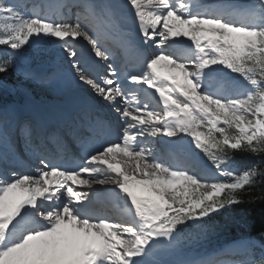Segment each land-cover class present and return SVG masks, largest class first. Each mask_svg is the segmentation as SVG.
I'll return each mask as SVG.
<instances>
[{
  "label": "snow or ice",
  "instance_id": "6c2138e0",
  "mask_svg": "<svg viewBox=\"0 0 264 264\" xmlns=\"http://www.w3.org/2000/svg\"><path fill=\"white\" fill-rule=\"evenodd\" d=\"M126 4L141 43L158 51L146 55L124 32L115 41L126 57L124 69L109 64L98 80L82 66L72 42L82 38L99 60L114 58L100 35L104 27L120 30L118 5L78 4L83 12L73 21L51 8L25 15L0 0V46L11 50L0 59V74L8 73L25 45L58 42L72 80L123 121L111 142L101 119L88 121L87 137L69 126L86 153L75 168L53 163L55 154L68 151L61 134H46L54 154L41 130L18 124L34 172L0 175V264H236L223 258L235 247L171 262L156 257L198 240L234 206L264 201V0ZM14 119V110L0 111V161L9 158ZM157 137L184 152L190 137L187 143L206 163L157 154L150 147ZM237 155L259 160L241 169ZM11 162L21 163L15 155ZM94 185L114 186L102 190L122 202L115 218L93 215ZM255 247L251 240L239 245L248 253ZM259 247L260 259L252 255L239 264H264V233Z\"/></svg>",
  "mask_w": 264,
  "mask_h": 264
},
{
  "label": "trees",
  "instance_id": "16d2710c",
  "mask_svg": "<svg viewBox=\"0 0 264 264\" xmlns=\"http://www.w3.org/2000/svg\"><path fill=\"white\" fill-rule=\"evenodd\" d=\"M243 209L241 213L244 215H237L238 218H245L247 223L251 225V231L261 233L264 232V201H257L255 203H243Z\"/></svg>",
  "mask_w": 264,
  "mask_h": 264
},
{
  "label": "bare ground",
  "instance_id": "6f19581e",
  "mask_svg": "<svg viewBox=\"0 0 264 264\" xmlns=\"http://www.w3.org/2000/svg\"><path fill=\"white\" fill-rule=\"evenodd\" d=\"M210 2H211V0H210ZM127 159V158H126Z\"/></svg>",
  "mask_w": 264,
  "mask_h": 264
}]
</instances>
